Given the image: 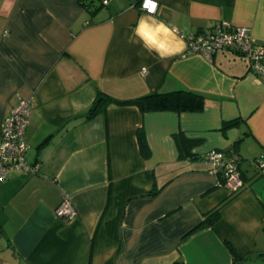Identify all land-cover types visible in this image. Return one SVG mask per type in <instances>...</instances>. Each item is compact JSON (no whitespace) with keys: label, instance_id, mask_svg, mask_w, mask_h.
I'll use <instances>...</instances> for the list:
<instances>
[{"label":"crops","instance_id":"0c3cea01","mask_svg":"<svg viewBox=\"0 0 264 264\" xmlns=\"http://www.w3.org/2000/svg\"><path fill=\"white\" fill-rule=\"evenodd\" d=\"M139 1L0 0V125L30 100L25 161L39 164L0 181V264H264V171L254 161L264 155V78L240 52L207 59L184 38L225 20L264 44V0H157L156 19L184 40L164 60L130 43L148 15ZM180 89L203 94V109L109 103L87 116L98 92L128 100ZM180 130L200 140L190 156L180 155ZM211 149L240 155L238 190L212 171ZM64 199L76 210L68 221L55 214ZM226 199L212 226L189 233Z\"/></svg>","mask_w":264,"mask_h":264},{"label":"built area","instance_id":"2783aa9c","mask_svg":"<svg viewBox=\"0 0 264 264\" xmlns=\"http://www.w3.org/2000/svg\"><path fill=\"white\" fill-rule=\"evenodd\" d=\"M78 1L81 4L97 2L102 6L110 2V0ZM143 2L144 0H140L138 7L147 12L142 7ZM184 38L188 52L201 54L207 59H211L218 50L234 49L248 60L249 73L264 78V44L252 37L247 26H234L228 21L219 20L211 27L187 34ZM31 111L30 100L21 98L0 125V181L5 180L6 171L11 167L19 168L28 174L35 173L39 167L38 163L29 165L25 161L28 144L24 139V130ZM204 157L210 163L212 171L221 173L228 188L236 191L243 186L237 153L211 149ZM254 161L256 166L264 171V155L258 156ZM55 214L68 221L75 217L76 210L68 199H64L55 209Z\"/></svg>","mask_w":264,"mask_h":264},{"label":"trees","instance_id":"16d2710c","mask_svg":"<svg viewBox=\"0 0 264 264\" xmlns=\"http://www.w3.org/2000/svg\"><path fill=\"white\" fill-rule=\"evenodd\" d=\"M89 4H91V2H86L84 5H89ZM109 103L136 105L141 112L162 111V110H171L176 112H184V111L198 112L201 111L204 107V95L191 90L180 89L169 92L156 91L128 100H118L103 92H98L93 103L91 104V106L87 111V116L93 115L97 111L102 110ZM228 124L230 123H224L222 127L225 128ZM137 139L141 154L147 157L149 155V148L143 128H140L137 131ZM174 139L176 140L178 149L180 150V155L183 156H190L192 147L200 141L199 139L188 138L187 136L184 135V133L181 130L178 131L176 134H174ZM238 156L240 163L241 157L240 155ZM238 167L240 170L239 164ZM216 173L221 174L220 172H216ZM220 178L221 181L224 183L223 176ZM228 199L221 202L213 209L208 211L206 214H204L200 222L197 223L196 226L192 228L189 233L204 227L212 226L219 219L221 206ZM224 242L228 247L229 251L231 252L233 259L234 260L240 259L241 257L234 251L233 247L229 244V242L228 241H224ZM173 264H182V261L177 260Z\"/></svg>","mask_w":264,"mask_h":264},{"label":"clouds","instance_id":"9594fccd","mask_svg":"<svg viewBox=\"0 0 264 264\" xmlns=\"http://www.w3.org/2000/svg\"><path fill=\"white\" fill-rule=\"evenodd\" d=\"M142 7L148 15L137 20L132 30L136 39H130V43H140L149 54L155 53L161 60L181 53L184 50V40L178 36V29L155 17L157 0H144ZM140 70L147 74L149 68L141 65Z\"/></svg>","mask_w":264,"mask_h":264}]
</instances>
